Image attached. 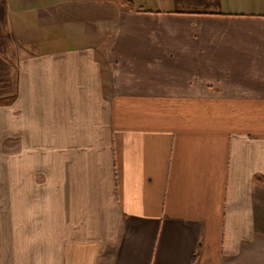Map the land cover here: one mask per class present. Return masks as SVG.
<instances>
[{"label": "crops", "instance_id": "1", "mask_svg": "<svg viewBox=\"0 0 264 264\" xmlns=\"http://www.w3.org/2000/svg\"><path fill=\"white\" fill-rule=\"evenodd\" d=\"M130 1L0 0V264H264V0Z\"/></svg>", "mask_w": 264, "mask_h": 264}, {"label": "rangeland", "instance_id": "2", "mask_svg": "<svg viewBox=\"0 0 264 264\" xmlns=\"http://www.w3.org/2000/svg\"><path fill=\"white\" fill-rule=\"evenodd\" d=\"M8 140L7 114L6 110H2L0 111V217L7 215L8 199H11V194H15L17 221L22 222L23 200L33 199L35 195H38V193L30 191V186L42 182V177L38 173L39 168L54 167V145L45 147V151L49 153L33 156L32 152L38 151L41 145L11 143ZM51 149H53V152L50 153ZM41 155L53 158L40 159ZM11 182L16 184L15 193L8 191ZM20 225L22 228L23 224ZM22 235L21 231L17 233L16 248L17 256L20 257H17V260L23 259V249L27 247L23 240L24 235Z\"/></svg>", "mask_w": 264, "mask_h": 264}, {"label": "trees", "instance_id": "3", "mask_svg": "<svg viewBox=\"0 0 264 264\" xmlns=\"http://www.w3.org/2000/svg\"><path fill=\"white\" fill-rule=\"evenodd\" d=\"M121 3L132 7L130 0H121Z\"/></svg>", "mask_w": 264, "mask_h": 264}]
</instances>
